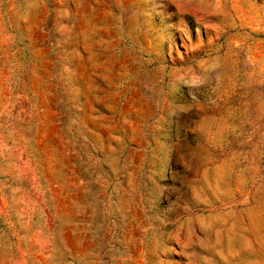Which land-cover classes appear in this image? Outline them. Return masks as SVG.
Listing matches in <instances>:
<instances>
[{
	"label": "rangeland",
	"instance_id": "374dc122",
	"mask_svg": "<svg viewBox=\"0 0 264 264\" xmlns=\"http://www.w3.org/2000/svg\"><path fill=\"white\" fill-rule=\"evenodd\" d=\"M0 264H264V0H0Z\"/></svg>",
	"mask_w": 264,
	"mask_h": 264
}]
</instances>
